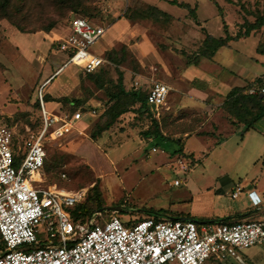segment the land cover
Here are the masks:
<instances>
[{"label": "rangeland", "instance_id": "374dc122", "mask_svg": "<svg viewBox=\"0 0 264 264\" xmlns=\"http://www.w3.org/2000/svg\"><path fill=\"white\" fill-rule=\"evenodd\" d=\"M57 1L11 0L5 9L0 8V127L9 125L18 131L37 129L39 125L42 115L36 103L38 86L67 60L55 54L53 39L65 30L68 20L79 15L110 26L91 49L99 55L106 52L104 66L95 73L97 82L82 71V66L72 64L48 87L53 94L51 100H62L63 110L82 108L87 114L78 125L81 132L49 140L46 184L66 192L85 190L83 201L97 212L122 206L124 212L119 216L125 222L148 217L147 211L151 210L166 213L165 219L190 211L198 218L207 214L217 219L245 208L247 215L237 220L241 222L256 220L254 215L263 214L264 204L254 207L248 194L254 187L264 191V137L255 132L239 147V133L229 136L223 146L214 147L217 138L205 140L193 135H218L220 124L222 136L227 130L225 119L230 117L224 98L207 109L206 105L214 99L212 93L196 92L201 89L199 82H204L200 79L203 72L238 85L241 82L237 70L264 69V27L252 31L249 37L231 41V48L217 51L215 59L200 57L206 38L203 28L222 37L226 35V22L230 34L236 35L245 30V22H254L257 15H264V0H180L196 7L199 23L189 10L165 0H81L83 7L67 11L64 17L54 5ZM215 2L224 8L223 16ZM2 3L4 0L0 7ZM149 6H156L171 17H143ZM51 23L55 25L48 27ZM115 30L118 35L114 38ZM111 52L116 53L115 60L110 57ZM195 58L200 59L199 66L189 71V62ZM120 70L127 90L141 89L146 93L154 82L171 87L164 115L157 119L132 109L131 114L120 117L110 129L93 138L96 124L103 123L101 116L118 92ZM61 82L65 88L62 93L55 89ZM194 97L203 98L205 106H197ZM77 99L80 103L76 107L66 103ZM54 105L48 102V107ZM93 109L97 110L95 117L88 113ZM153 119L173 139L172 147L165 143L157 146L146 135L155 127ZM188 135L192 137L185 142ZM179 142L184 151L173 154L180 148ZM154 147H159V152L153 153ZM176 179L181 185H174ZM238 187L243 190L238 198H233ZM193 204L197 212L192 210ZM41 229L44 231V226ZM45 235L42 232L40 237ZM2 250L0 246V253ZM239 254L243 262L233 257L222 263L211 259L205 264H264V245Z\"/></svg>", "mask_w": 264, "mask_h": 264}, {"label": "built area", "instance_id": "2783aa9c", "mask_svg": "<svg viewBox=\"0 0 264 264\" xmlns=\"http://www.w3.org/2000/svg\"><path fill=\"white\" fill-rule=\"evenodd\" d=\"M109 29L85 17L73 18L53 39L56 52L65 54L67 60L38 89L41 130L35 133L27 127L28 134L23 135L13 126L0 127V244H4L0 264H205L233 257L243 262L240 251L264 245V219L222 223L145 217L126 221L132 222L126 225L121 211L114 210L106 220H101L100 211L77 220L72 208L85 199L86 191L66 192L46 184L49 140L70 133L83 113L80 109L53 113L45 88L69 64L82 66L86 73L99 70L106 58L91 49ZM171 90L164 82L153 83L148 102L156 115ZM250 92L264 95V80L259 90ZM174 185L181 181L176 179ZM242 190L235 189L232 197L237 198ZM248 195L261 205L255 191ZM41 230L45 238L40 237Z\"/></svg>", "mask_w": 264, "mask_h": 264}, {"label": "trees", "instance_id": "16d2710c", "mask_svg": "<svg viewBox=\"0 0 264 264\" xmlns=\"http://www.w3.org/2000/svg\"><path fill=\"white\" fill-rule=\"evenodd\" d=\"M1 1V0H0ZM11 0H4V3H2V6L0 8H4L5 6L10 2ZM171 4L177 5L179 7H182L184 9L189 10V13L193 20L196 23H199V17L197 13L196 7H193L190 3L180 0H165ZM218 10L220 15H224V8L217 4ZM38 5V4H37ZM54 5L59 9V13L61 17H64L67 13V11L71 9H79L83 7V2L81 0H58L57 2H54ZM39 7V5H38ZM31 8L29 10V14L31 16L34 15V12H31ZM87 13V9L82 8ZM79 15H74L68 20V24L70 21H72L73 18ZM152 17L154 19H159L161 17L169 18L171 17L169 13L166 11L156 7V6H149L147 10H145L143 17ZM83 17V16H81ZM86 18V17H85ZM88 19V18H87ZM90 20V19H89ZM91 21V20H90ZM56 23V22H55ZM247 25H243L245 27V30H240L236 35H232L229 32V27L226 22H224V28H225V36L222 37H216L206 31L205 28H203V31L206 32V38L203 42V46L200 48V57H205L208 59H211L217 51H219L223 47H229L231 48L232 44L231 41H238L239 39L243 37H249L252 33V31L261 29L264 27V15H257L254 22H245ZM67 24V25H68ZM55 24L51 23L48 27L54 26ZM17 26H20L17 24ZM263 52V50H261ZM116 53L113 54V52L110 53V57L115 60L116 59ZM104 57H106V52L104 54ZM200 62L199 58H195L192 62H189L191 65H198ZM104 66V65H103ZM102 66V67H103ZM101 67V68H102ZM100 68V69H101ZM99 69V70H100ZM97 70V71H99ZM96 72L88 73V77L90 79H93L97 82L95 79ZM264 80V76L261 78H258L255 82L250 83L247 86L244 87H235L233 88L230 93L225 98L224 106L229 112L230 119L235 125L243 124V130L240 132V136L242 138L245 137V135L251 131L253 128L256 127L257 123L261 121L264 118V95H261L259 93H251V89H255L259 87ZM118 92L115 93V95L112 96V104L108 106L103 114H102V122L100 124H96L97 130L95 133L92 134L93 138H97L99 134H101L103 131H106L110 129L116 121L124 114L130 111H133L137 113H144L147 112L148 114L155 117L154 109L152 105L148 102V95L151 89H149L146 93L141 89H131L127 90L124 83V73L122 70L119 71V79H118ZM67 99V98H65ZM45 100L51 101V96L48 94H45ZM60 102L62 100H59ZM58 101V102H59ZM64 102V100H63ZM36 103L38 105V110H40V102L37 99ZM62 103V102H61ZM67 104L70 103L71 107L78 106V103H80V100H68L66 101ZM138 106V108H136ZM69 111V110H68ZM71 113H75L76 110L71 111ZM153 123L155 125L154 129L150 128L146 135L149 138L153 139V142L155 145L160 146L161 143H165L166 146L172 147V140L170 137L167 136V134H164L162 131L160 124L157 120L153 119ZM9 126V125H8ZM43 126V119L42 116L39 117V125L37 129H32V132L37 133L41 130ZM21 134H28L25 130H20ZM179 141V140H178ZM180 148L175 149L173 151V154H180L183 153V147L182 144L179 142ZM89 199V198H88ZM98 203V202H97ZM102 207V205H100ZM98 210H96L93 206H90L88 204V201H82L79 204H77L75 207L72 208V214L77 220H85L88 217L93 216ZM105 213V214H104ZM113 211L103 212L101 220L109 219L112 215ZM148 217H153L156 220H164V216H167V214L156 211H147ZM247 215V213H246ZM245 215V216H246ZM174 218H189L194 219L198 222H209L211 219H204V218H197L192 215H186L180 213L179 215H172ZM169 218V217H168ZM143 218H140L141 220ZM232 219L230 216L222 219H217L218 222L222 223H231ZM233 221V220H232ZM237 221V220H234ZM132 222H126V225H131ZM1 247H4V244H0ZM214 260V259H212ZM219 263H222V261L219 260Z\"/></svg>", "mask_w": 264, "mask_h": 264}, {"label": "crops", "instance_id": "0c3cea01", "mask_svg": "<svg viewBox=\"0 0 264 264\" xmlns=\"http://www.w3.org/2000/svg\"><path fill=\"white\" fill-rule=\"evenodd\" d=\"M117 25V24H116ZM115 25V26H116ZM107 33H108V31H107ZM106 33V34H107ZM118 35V31L117 30H115V32H114V38L116 37ZM18 41H21V39L20 38H18ZM113 42H114V39H113ZM99 43V42H98ZM97 43V44H98ZM113 45V44H112ZM223 48H225V47H223ZM222 49V48H221ZM220 49V50H221ZM107 50V49H106ZM219 50V51H220ZM218 51V52H219ZM96 52V51H95ZM217 52V53H218ZM96 53H98V52H96ZM216 53V54H217ZM57 56H60V58H62L63 56L66 58V56H65V54H63V53H60V52H56L55 53ZM104 54H105V52L102 54V56H104ZM216 54L213 56V59H215V56H216ZM260 63V62H259ZM262 63V62H261ZM63 65V64H62ZM61 65V66H62ZM70 65H72V64H69V65H67L66 67H64L63 69H61V71L51 80V82H49V84L47 85V87L45 88V93L46 94H48V95H50V96H52L53 94H51V92H49L48 91V87L49 86H51L52 85V83H53V81L60 75V74H62L63 73V71L68 67V66H70ZM60 66V67H61ZM197 66H199V65H192L190 68H189V71L191 70V71H194V69H197L198 67ZM60 67H58L57 68V70L60 68ZM263 68H264V66H263ZM56 70V71H57ZM55 71V72H56ZM83 71V70H82ZM55 72H53L51 75H49L48 77H47V79L44 81V82H46L47 80H49V79H51V77L54 75V73ZM237 77L238 78H240V84H238V85H233V84H230L229 83V81H227L225 78H216V77H214V76H212L211 74H206L205 72H203V76H200L201 78V81H204V82H199V84H198V86H199V88H201L200 90H196V92H198V93H207L208 91H210L211 93H212V95H213V97H214V99L212 98V100L213 101H211V103L208 105H206V107H207V109L208 108H212V106H213V103H216V101H218V99H220V98H226L227 97V95L230 93V91L233 89V88H235V87H244V86H247V85H249L250 83H252V82H255L256 81V79H258V77H263L264 76V69H262L260 72L259 71H248V70H246V69H244V68H241V69H239V70H237ZM258 75H260V76H258ZM262 75V76H261ZM43 82V83H44ZM64 83L65 84H67L66 83V81H64ZM153 85V84H152ZM41 86V85H40ZM40 86H38V88L40 87ZM152 87V86H151ZM151 87H150V89H151ZM55 89L58 91V92H60V93H62L64 90L63 89H65L64 87H63V83L61 82V84H57L56 85V87H55ZM203 89H205V92H203L204 90ZM182 96V95H181ZM169 97H170V94H169V96H168V99H167V103L164 105V106H162L161 107V109H160V115L158 116V115H156V113H155V118H157V119H160L161 118V116H163L164 115V109H165V106L168 104V100H169ZM189 98V97H188ZM191 98H193V97H191ZM195 98V97H194ZM180 99V98H179ZM184 100H185V98H184ZM193 100H195V102H196V105L197 106H200V107H202V106H205V105H203L204 104V100H203V98H195V99H193ZM211 100V99H210ZM49 102V104H52V103H54L55 105L54 106H51V108L50 107H48L53 113H55V114H58V115H64L66 112H68V113H71L70 111H68L67 109L66 110H63V107H62V103L61 102H58V101H53V100H51V101H48ZM179 103H177V105H178ZM210 106V107H209ZM79 110V109H78ZM80 110H82V108H80ZM77 111V110H76ZM82 113H83V115H82V118L76 123V126H75V128L70 132V134H67L66 136H70L71 134H73V133H75V132H78V131H80V128H79V123L82 121V120H84V118H85V115L87 114V112L85 113V112H83L82 111ZM89 113V115L90 116H92V117H95L96 115H97V113L96 114H93V113H91V112H88ZM129 114H131V113H129V112H127V113H124L122 116H121V118L122 117H125V116H128ZM225 121H226V123H227V130L225 131V132H223V134L224 135H222V136H220V132H221V125L220 124H217V126L219 127V132H218V135H212V134H209V135H206L205 137L204 136H201V135H193V136H197V137H200V138H203V139H205V140H210V139H212L213 137L214 138H217V141L214 143V141H213V144H212V146H214V147H221V146H223L224 144H226V140H228L227 138L229 137V136H231V135H239V133L240 132H238V131H242L243 130V124H239V125H235V124H233V122L231 121V119H230V117L229 118H227V119H225ZM264 121V118L261 120V121H259L258 123H257V125H256V127L255 128H253L251 131H249L246 135H245V137L244 138H242L241 136L239 137L240 138V143H239V147H242V145H244L249 139H250V137H252V135H253V133H255V132H258V133H260L263 137H264V125L262 124V122ZM261 124H262V126H261ZM81 132V131H80ZM222 133V132H221ZM165 134V133H164ZM65 137V136H64ZM192 136H190V135H188L186 138H185V142H186V140L188 139V138H191ZM185 142H184V149H185ZM154 148H156V150L154 151ZM153 149H152V152L153 153H155V152H159V147L157 148V147H154ZM203 153H207V152H203ZM192 154H195V153H192ZM208 154V153H207ZM221 187V186H220ZM219 190H221V189H219ZM250 191H255L260 197H261V199H262V203H261V205H263L264 204V191L262 190H260L259 188H257V187H254V188H252V189H250ZM249 191V192H250ZM249 196V195H248ZM239 197V196H238ZM237 197V198H238ZM249 199H250V201H251V203L253 204V206L254 207H259V206H261V205H255L254 203H253V201L251 200V198L249 197ZM194 203V202H193ZM196 208V209H195ZM194 208V204H193V211H195V212H197V207H195ZM264 208V207H263ZM246 212H247V209H245V208H240L239 210H237L234 214H231L230 215V217L232 218V219H230L231 220V222H232V220L234 221V220H239L241 217H243V216H245L246 215ZM188 215V214H187ZM189 215H192V216H194V217H199V216H197L196 215V213H193L192 211H190L189 212ZM201 216H206V217H204V219H211V218H213V217H210V216H208L207 214H204V215H201ZM255 217H256V219H264V213L263 214H256V215H254ZM226 217H229V216H226ZM226 217H224V218H226ZM174 218V217H173ZM218 220L219 219H222V217H219L218 216V218H217ZM217 219H211L210 221L211 222H213V221H218Z\"/></svg>", "mask_w": 264, "mask_h": 264}, {"label": "water", "instance_id": "95a60500", "mask_svg": "<svg viewBox=\"0 0 264 264\" xmlns=\"http://www.w3.org/2000/svg\"><path fill=\"white\" fill-rule=\"evenodd\" d=\"M123 207L122 206H116V207H113V208H110V211H114V210H117V211H122ZM100 212H103L102 210H100Z\"/></svg>", "mask_w": 264, "mask_h": 264}, {"label": "flooded vegetation", "instance_id": "af4514ba", "mask_svg": "<svg viewBox=\"0 0 264 264\" xmlns=\"http://www.w3.org/2000/svg\"><path fill=\"white\" fill-rule=\"evenodd\" d=\"M121 214H123V211H121Z\"/></svg>", "mask_w": 264, "mask_h": 264}]
</instances>
